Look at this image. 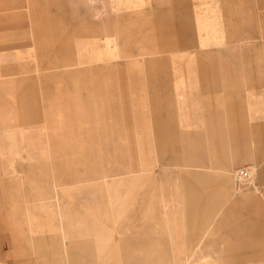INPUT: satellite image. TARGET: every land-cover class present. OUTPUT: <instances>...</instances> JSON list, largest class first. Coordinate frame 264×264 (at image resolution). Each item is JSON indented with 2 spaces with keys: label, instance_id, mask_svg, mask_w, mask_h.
Instances as JSON below:
<instances>
[{
  "label": "rangeland",
  "instance_id": "obj_1",
  "mask_svg": "<svg viewBox=\"0 0 264 264\" xmlns=\"http://www.w3.org/2000/svg\"><path fill=\"white\" fill-rule=\"evenodd\" d=\"M90 240L94 264H264V0H0V264Z\"/></svg>",
  "mask_w": 264,
  "mask_h": 264
},
{
  "label": "crops",
  "instance_id": "obj_2",
  "mask_svg": "<svg viewBox=\"0 0 264 264\" xmlns=\"http://www.w3.org/2000/svg\"><path fill=\"white\" fill-rule=\"evenodd\" d=\"M166 128V130L164 129ZM160 129H164V130H161L160 133H159V140H166L169 139V140H174L176 141V134L174 133V129L172 128V126H170V124H168V127L167 125H163L160 127ZM162 143H160V146L159 148L162 150L164 149L163 146L161 145ZM175 145V143H174ZM178 157L175 156V159L176 160ZM190 180L191 182L195 185H197V187H202V186H205V187H208L212 184H216L218 183V181L220 180V175H212V174H209V173H201V174H196V175H191L190 177ZM222 183V181H221ZM225 183V184H224ZM226 183L228 184V180L227 181H223V185L221 187H219L217 190H210L208 192H206L205 196H206V201H205V204H207V212L208 214L210 215V213L212 212V210H214V207L221 202V200L224 199V197L226 196V189H225V185ZM195 190L197 191V193H200L198 191L197 188H195ZM202 194V193H201ZM204 202H202L203 204ZM91 243V240L90 241H81V246H79L80 248V258L81 260L83 261V264H85V261H89L88 264H94L92 261H91V257H92V254H91V246L90 245Z\"/></svg>",
  "mask_w": 264,
  "mask_h": 264
},
{
  "label": "built area",
  "instance_id": "obj_3",
  "mask_svg": "<svg viewBox=\"0 0 264 264\" xmlns=\"http://www.w3.org/2000/svg\"><path fill=\"white\" fill-rule=\"evenodd\" d=\"M234 176L238 181L246 183V181L250 179L251 175H250V171L247 170L246 168H240L235 171Z\"/></svg>",
  "mask_w": 264,
  "mask_h": 264
}]
</instances>
